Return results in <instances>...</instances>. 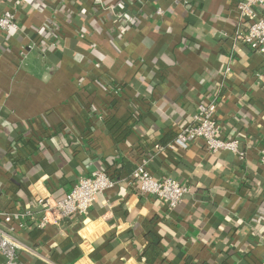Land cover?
Here are the masks:
<instances>
[{
	"label": "crops",
	"instance_id": "obj_1",
	"mask_svg": "<svg viewBox=\"0 0 264 264\" xmlns=\"http://www.w3.org/2000/svg\"><path fill=\"white\" fill-rule=\"evenodd\" d=\"M239 1L0 0L20 26L0 31V211L36 216L15 225L22 264H149V232L154 264H264V53L237 39ZM212 102L245 157L158 150ZM144 158L190 188L176 207L126 179ZM95 170L117 183L39 227L34 200Z\"/></svg>",
	"mask_w": 264,
	"mask_h": 264
},
{
	"label": "built area",
	"instance_id": "obj_2",
	"mask_svg": "<svg viewBox=\"0 0 264 264\" xmlns=\"http://www.w3.org/2000/svg\"><path fill=\"white\" fill-rule=\"evenodd\" d=\"M126 1V0H124ZM264 0H240L238 17L247 22L245 31L237 32V39L249 45L254 51L264 53ZM158 15L163 14L157 9ZM15 14L6 10L0 15V31L7 32L19 29ZM218 105L200 103L193 121L180 128L176 138L166 146H158L162 151L166 148L185 150L197 141H203L209 152L231 151L240 158L245 157V150L237 138H225L221 135V124L216 116ZM259 163L264 167V147L259 150ZM141 196L153 195L164 201L169 207H176L190 188L171 177L155 178L148 169V159H143L126 177ZM117 180L107 171L95 170L91 175L79 177L71 190L61 199L52 196L37 197L34 202L40 208L38 226L45 228L50 224H59L73 215H86L96 198L113 187ZM36 220L30 211H0V254L4 260L0 264H22L20 251L25 244L15 234V225L20 227L26 220ZM5 224V227L2 225Z\"/></svg>",
	"mask_w": 264,
	"mask_h": 264
},
{
	"label": "trees",
	"instance_id": "obj_3",
	"mask_svg": "<svg viewBox=\"0 0 264 264\" xmlns=\"http://www.w3.org/2000/svg\"><path fill=\"white\" fill-rule=\"evenodd\" d=\"M175 138H176V136L174 137V139ZM147 239H148V248L146 249L144 254L147 258L148 263L154 264L155 259L157 257V254L160 252V248H159L160 238L158 235H156L152 232H149L147 234ZM205 264H207V263H205Z\"/></svg>",
	"mask_w": 264,
	"mask_h": 264
}]
</instances>
